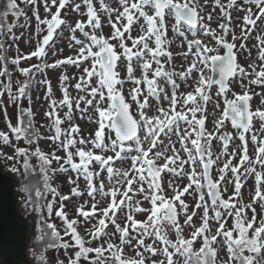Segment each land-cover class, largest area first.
Wrapping results in <instances>:
<instances>
[{
	"label": "snow or ice",
	"instance_id": "snow-or-ice-1",
	"mask_svg": "<svg viewBox=\"0 0 264 264\" xmlns=\"http://www.w3.org/2000/svg\"><path fill=\"white\" fill-rule=\"evenodd\" d=\"M262 24L264 0H4L0 160L37 264H264Z\"/></svg>",
	"mask_w": 264,
	"mask_h": 264
},
{
	"label": "water",
	"instance_id": "water-1",
	"mask_svg": "<svg viewBox=\"0 0 264 264\" xmlns=\"http://www.w3.org/2000/svg\"><path fill=\"white\" fill-rule=\"evenodd\" d=\"M29 224L16 194V182L0 168V264H31Z\"/></svg>",
	"mask_w": 264,
	"mask_h": 264
},
{
	"label": "rangeland",
	"instance_id": "rangeland-1",
	"mask_svg": "<svg viewBox=\"0 0 264 264\" xmlns=\"http://www.w3.org/2000/svg\"><path fill=\"white\" fill-rule=\"evenodd\" d=\"M41 14L43 15V9L42 8H41ZM9 20L10 21L12 20L11 16H9ZM21 23H23V20H21ZM33 24H34V21H33ZM261 27L264 28V24H262ZM16 31H17V33H19L21 31H25V29L18 28ZM108 31H109V29L106 27L105 28V32H108ZM252 43H255L254 39H253ZM20 46H21V48L23 50H25V51L28 50V46L23 42V40L20 42ZM250 46H251V44H250ZM64 54L65 55L68 54L67 49H65V53ZM252 55L253 56L256 55L255 49L253 50ZM32 62H35V60H33ZM57 74H58L57 72H52L51 73V78L53 79L54 83H55V78H56ZM37 95H42V93L40 91L33 92V106H34V110L38 113L37 120L41 121V120H43L42 113H43L44 109L46 108V105L43 103L42 100H37L36 99ZM25 102L27 103V101H25ZM258 104H259V99L258 98L254 99L253 105L256 106ZM9 112H10V114H13L14 110L10 108ZM13 122H15V120ZM78 122L81 123V126H82L83 129H85V131H87L89 128H94L95 127L94 125H89V124H87V123H85L83 121H78ZM209 126H211V125H209ZM4 127L5 126H4L3 117L0 116V129H3ZM229 130H231L230 127H229ZM20 143H21V145H23V141H21ZM41 146L42 147H47V142H42ZM5 151L11 152V149L10 148H5ZM0 168H1V170L3 172L8 174L9 171H8L7 167L5 166L3 160H0ZM60 179H61V181H63L64 178L61 177ZM68 190H69V186L67 184H65L64 187L61 189L62 192H68ZM16 194H17V197H18V200H19V205L21 206L23 204L22 196L24 194H22L20 189H16ZM21 211H22V213L24 215H26V213H27L26 209H22ZM49 255H51V253H49Z\"/></svg>",
	"mask_w": 264,
	"mask_h": 264
},
{
	"label": "trees",
	"instance_id": "trees-1",
	"mask_svg": "<svg viewBox=\"0 0 264 264\" xmlns=\"http://www.w3.org/2000/svg\"><path fill=\"white\" fill-rule=\"evenodd\" d=\"M3 2L4 0H0V8L3 7ZM25 106H27V103L25 102ZM8 174L10 176L13 177V179L15 180L16 182V189H21V185L20 183L18 182L19 178L12 174L10 171L8 172ZM20 209H26L27 210V213H26V218H27V221H28V224H29V240H28V257H29V260L31 262V264H37L35 258L33 257L32 253H33V250L36 246V242L34 240V216L33 214L30 213V211L25 207L24 203L20 206Z\"/></svg>",
	"mask_w": 264,
	"mask_h": 264
}]
</instances>
